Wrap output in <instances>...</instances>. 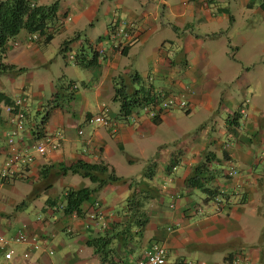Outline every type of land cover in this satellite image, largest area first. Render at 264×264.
Masks as SVG:
<instances>
[{
  "label": "crops",
  "instance_id": "obj_1",
  "mask_svg": "<svg viewBox=\"0 0 264 264\" xmlns=\"http://www.w3.org/2000/svg\"><path fill=\"white\" fill-rule=\"evenodd\" d=\"M28 1H58L56 19L38 41L24 30L10 40L0 54V93L24 99L12 151L46 150L0 182V239L8 242L0 264H132L154 243L166 249L165 264H264V0ZM114 25L132 35L121 47L105 43ZM131 72L171 102L159 125L143 110L133 120L119 113L112 81ZM9 107L0 103V169L16 130ZM101 114L109 126L89 124ZM207 154L219 174L206 186L223 195L220 206L186 183ZM78 161L106 164L127 182L66 215V192L93 186L62 174ZM152 163L157 196L142 202L146 225L122 235L130 183L144 182ZM47 166L51 186L41 190ZM232 167L238 174L229 177ZM20 232L37 248L12 241ZM115 234L102 263L87 242Z\"/></svg>",
  "mask_w": 264,
  "mask_h": 264
},
{
  "label": "trees",
  "instance_id": "obj_2",
  "mask_svg": "<svg viewBox=\"0 0 264 264\" xmlns=\"http://www.w3.org/2000/svg\"><path fill=\"white\" fill-rule=\"evenodd\" d=\"M264 8V4L262 5ZM58 2L47 6H35L28 0H1L0 1V54L5 50L8 42L17 36L22 30L28 34L38 33L40 36L47 33L49 25L56 19ZM67 44L69 42H66ZM64 43V45L66 44ZM90 62L88 65H91ZM10 68V67H2ZM20 71V70H19ZM114 85V102L119 105V113L122 117L127 118L132 112L136 115L145 107L154 113L151 119L153 125L157 126L161 122L162 109H156L157 105H161L160 97L155 98L153 87L150 83L142 79L137 73L131 72L128 75L117 76L113 79ZM55 98V97H54ZM0 103L12 105V101L5 95L0 93ZM161 107V106H160ZM210 154L206 155L204 161L195 166L191 175L186 180L187 185L201 191L207 197V201L212 202L214 198L223 195L207 187L206 184L213 180L219 171L211 170L209 168ZM155 164L148 165L144 172V182L132 180L130 183V195L126 201V213L128 214L127 225L125 231L121 234H126L130 228L141 230L146 225L144 213L142 211V202L157 196L155 187L150 185L151 176L154 172ZM51 167L47 166L42 169V177L47 179L45 185L41 190L50 188L51 181L48 180V171ZM62 174L72 173L86 178L93 185L92 187L83 188L80 190H68L64 195V214H81V205L85 203L92 195L101 191L105 186L111 184H124L127 179L116 176L114 169L106 164H87L78 161L67 168H64ZM39 190H32L29 199L37 196ZM25 202L19 206H23ZM119 235V234H118ZM115 234L111 237H97L87 242V246L91 247L95 254L105 262L103 259L104 250L107 248L112 240L118 236Z\"/></svg>",
  "mask_w": 264,
  "mask_h": 264
},
{
  "label": "built area",
  "instance_id": "obj_3",
  "mask_svg": "<svg viewBox=\"0 0 264 264\" xmlns=\"http://www.w3.org/2000/svg\"><path fill=\"white\" fill-rule=\"evenodd\" d=\"M204 1H206V0H204ZM58 24L62 25L63 20H59ZM39 38H40V35L38 33H32V34L27 35L26 40L28 42H34V41H38ZM131 39H132V35L130 34L128 29H126L124 26L118 27V25H116V26L114 25V26L110 27L109 34L105 38V43L109 46L121 47L124 41L128 42ZM8 43H11V42L9 41ZM16 45L17 44L15 42L14 46H16ZM103 53H104V47L102 45H99L98 54L101 55ZM72 58H73L72 56H69V59H72ZM153 93L156 95L155 98L160 97V99H161V105H160L161 107L159 105H157L156 109L161 108L162 110H164L167 108V106L170 105L171 102L165 101V97L160 91L154 89ZM23 104H24V99L20 98L18 100H14L12 105H10V107L8 108V110L13 113V119H14L13 124L15 125L16 130L6 138V145L8 146V148L10 147L11 152H9L8 157L6 158L4 163H2V166L0 169V182H2V183L7 182L12 177L17 175L20 172L21 168L29 166V164L33 160L32 152L43 154V153H45V150H46V146H44V145L43 146L42 145H40V146L34 145L30 148H27L24 151L23 150L16 151V152L12 151L13 145L15 143L14 138H15L16 134L21 133L23 131L24 116H23V112L21 110V107L23 106ZM177 106L183 110L188 109V107L184 101H179ZM142 110L145 111L151 119L154 117V113L151 112V110H149L145 107H142L141 111ZM239 113L244 114V108L243 107H241V109L239 110ZM136 116H137L136 113L132 112L127 118L129 120H133ZM88 122H89V124H92V125H100V126H104V127H107L110 125L109 121L102 114L98 115L94 118L89 119ZM82 133H83L82 130L78 131L79 135H81ZM46 141L48 142L49 140L47 139ZM53 148H54V146H53ZM237 174H238L237 171L233 167L227 173V175L229 177H234ZM222 203H223V201L220 197H216L213 201V204L216 206H220ZM12 241L20 242V243H26L32 249L37 248V239L27 237L26 235H24L21 232L18 233L14 238H12ZM7 243H8L7 241L0 239L1 249H4L7 246ZM5 252H6L4 255L5 259L11 260L12 257L14 256V251L12 249H10V250L5 251ZM241 253L246 256V254H244V251H241ZM23 256H24V258H28L27 253H25ZM166 257H167L166 249L162 245L154 243V244L150 245L149 247H147V249L144 251L143 256L132 264H165L166 263Z\"/></svg>",
  "mask_w": 264,
  "mask_h": 264
},
{
  "label": "rangeland",
  "instance_id": "obj_4",
  "mask_svg": "<svg viewBox=\"0 0 264 264\" xmlns=\"http://www.w3.org/2000/svg\"><path fill=\"white\" fill-rule=\"evenodd\" d=\"M55 2H58V1H55ZM55 2H54V3H55ZM142 166H143V164H138V165L135 167L136 171L140 170Z\"/></svg>",
  "mask_w": 264,
  "mask_h": 264
},
{
  "label": "clouds",
  "instance_id": "obj_5",
  "mask_svg": "<svg viewBox=\"0 0 264 264\" xmlns=\"http://www.w3.org/2000/svg\"><path fill=\"white\" fill-rule=\"evenodd\" d=\"M11 179H12V178H11ZM220 198H221V197H220ZM214 199H215V198H214ZM213 201H214V200H213ZM213 201H212V202H213ZM222 201H224V200L222 199ZM224 202H225V201H224Z\"/></svg>",
  "mask_w": 264,
  "mask_h": 264
}]
</instances>
